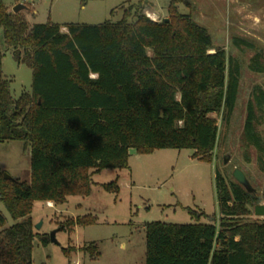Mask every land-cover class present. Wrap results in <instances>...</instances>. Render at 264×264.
Here are the masks:
<instances>
[{
    "label": "trees",
    "instance_id": "1",
    "mask_svg": "<svg viewBox=\"0 0 264 264\" xmlns=\"http://www.w3.org/2000/svg\"><path fill=\"white\" fill-rule=\"evenodd\" d=\"M169 8L168 20L132 5L117 21L29 24L0 0L4 44L33 72L31 91L14 98L0 49V142L20 140L31 148L30 181L5 178L0 167V202L15 220L5 229L0 210V264H33L36 201L64 204L70 195H89L95 172L129 167L131 148H190L194 157L212 161L219 133L212 114L227 120L233 112L241 63L175 2ZM233 41L255 47L242 37ZM250 68L264 72V51L255 53ZM247 107L246 139L261 153L264 170V138L256 126L257 112L264 111L261 85ZM105 187L119 191L117 180ZM216 188L220 224L147 222L145 264H264V221H229L248 214L258 198L219 171ZM96 221L84 215L67 224ZM40 241L46 245L51 237L40 234Z\"/></svg>",
    "mask_w": 264,
    "mask_h": 264
},
{
    "label": "rangeland",
    "instance_id": "2",
    "mask_svg": "<svg viewBox=\"0 0 264 264\" xmlns=\"http://www.w3.org/2000/svg\"><path fill=\"white\" fill-rule=\"evenodd\" d=\"M172 2L181 13L206 26L214 44L225 47L228 55L238 58L241 63L239 94L233 112L227 120L221 114H212L219 127L212 161L194 157V150L190 148H162L151 153H139L131 148L129 167L104 168L95 172L89 195H70L64 204L36 201L30 214L35 233L33 264H145V224L159 220L219 225L222 213L216 172L219 171L228 182H237L233 175L236 167L245 172L257 189L258 199L248 204V214L237 215L229 221H264V216L254 212L255 205L264 202L261 153L247 141L245 134L248 101L255 85L264 88V72L250 68L255 53L264 51V0H88L86 4L82 0H4L10 12H14L16 5L23 4L25 7L18 13L29 24L44 23L49 19L60 24L117 21L132 5H140L149 17L161 20L171 16ZM62 29L66 30V27ZM235 37L247 39L255 47L240 48L234 45ZM0 49L4 53V74L11 80L14 98L24 91L30 92L32 68L26 62H18L12 49L6 48L1 26ZM256 126L264 138V111L257 112ZM226 156L228 160L224 162ZM0 167L13 177L30 181V146L25 148L20 140L0 142ZM114 180L119 185L118 192L105 187ZM0 210L7 217L6 229L15 220L2 202ZM84 215L97 216L96 223L67 224L69 219ZM54 230L58 242L42 244L40 234L50 236ZM92 245L97 247L94 249ZM66 247L71 248L69 255L64 252Z\"/></svg>",
    "mask_w": 264,
    "mask_h": 264
},
{
    "label": "water",
    "instance_id": "3",
    "mask_svg": "<svg viewBox=\"0 0 264 264\" xmlns=\"http://www.w3.org/2000/svg\"><path fill=\"white\" fill-rule=\"evenodd\" d=\"M25 6L23 4H18L14 7V12L18 13L22 8H24ZM166 20H168V18H166ZM228 160V157L226 156L224 158V162H226ZM233 175L236 178V180L247 189V191L249 192H255L256 188L252 185V183L250 182L249 178L246 176L245 172L239 168L236 167L233 171ZM4 177L8 178V179H12L14 178L12 175H10L7 172H4ZM263 195H264V190H263ZM255 214L258 216H264V203H259L255 206ZM51 237V241H57L56 238V230L52 231L50 234Z\"/></svg>",
    "mask_w": 264,
    "mask_h": 264
},
{
    "label": "flooded vegetation",
    "instance_id": "4",
    "mask_svg": "<svg viewBox=\"0 0 264 264\" xmlns=\"http://www.w3.org/2000/svg\"><path fill=\"white\" fill-rule=\"evenodd\" d=\"M252 193L255 195V197L258 198L257 189H256L255 192H252ZM262 195H263V191H262ZM263 197H264V195H263ZM263 203H264V202H263ZM257 204H259V203H257ZM257 204H256V205H257ZM256 205H255V206H256ZM254 212H255V208H254Z\"/></svg>",
    "mask_w": 264,
    "mask_h": 264
},
{
    "label": "built area",
    "instance_id": "5",
    "mask_svg": "<svg viewBox=\"0 0 264 264\" xmlns=\"http://www.w3.org/2000/svg\"><path fill=\"white\" fill-rule=\"evenodd\" d=\"M48 202H50V203H51V201H48Z\"/></svg>",
    "mask_w": 264,
    "mask_h": 264
},
{
    "label": "crops",
    "instance_id": "6",
    "mask_svg": "<svg viewBox=\"0 0 264 264\" xmlns=\"http://www.w3.org/2000/svg\"><path fill=\"white\" fill-rule=\"evenodd\" d=\"M8 9V8H7ZM8 11H9V9H8Z\"/></svg>",
    "mask_w": 264,
    "mask_h": 264
}]
</instances>
